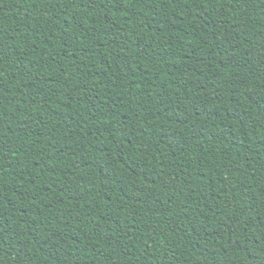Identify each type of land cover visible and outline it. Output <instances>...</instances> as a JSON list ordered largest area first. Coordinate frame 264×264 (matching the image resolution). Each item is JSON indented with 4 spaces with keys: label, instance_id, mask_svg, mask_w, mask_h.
<instances>
[{
    "label": "trees",
    "instance_id": "16d2710c",
    "mask_svg": "<svg viewBox=\"0 0 264 264\" xmlns=\"http://www.w3.org/2000/svg\"><path fill=\"white\" fill-rule=\"evenodd\" d=\"M0 264H264V0H0Z\"/></svg>",
    "mask_w": 264,
    "mask_h": 264
}]
</instances>
